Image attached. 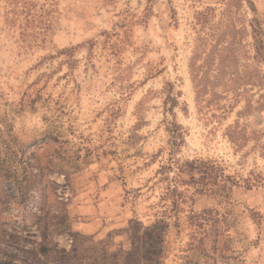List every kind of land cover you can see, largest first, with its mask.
I'll list each match as a JSON object with an SVG mask.
<instances>
[{"label":"rangeland","instance_id":"1","mask_svg":"<svg viewBox=\"0 0 264 264\" xmlns=\"http://www.w3.org/2000/svg\"><path fill=\"white\" fill-rule=\"evenodd\" d=\"M219 1L0 0V264H264V0Z\"/></svg>","mask_w":264,"mask_h":264},{"label":"trees","instance_id":"2","mask_svg":"<svg viewBox=\"0 0 264 264\" xmlns=\"http://www.w3.org/2000/svg\"><path fill=\"white\" fill-rule=\"evenodd\" d=\"M225 1H228V0H220L219 2H218V4H225L224 2ZM235 1V3H237V5H242L243 3H248L249 5H250V1L249 0H234ZM251 6V5H250ZM207 10H209V11H213L214 10V8H210L209 9V7L207 8ZM202 16H203V18H207V16H205L204 14H201ZM243 26H241L240 28H239V32H241V31H243ZM257 53H260V48H258V50H257ZM264 106H261V108H263Z\"/></svg>","mask_w":264,"mask_h":264},{"label":"crops","instance_id":"3","mask_svg":"<svg viewBox=\"0 0 264 264\" xmlns=\"http://www.w3.org/2000/svg\"><path fill=\"white\" fill-rule=\"evenodd\" d=\"M84 209H90V207H83ZM87 225V224H86ZM90 228L86 227L85 229L83 227H80L79 230L84 233L92 232L93 229H91V225H89Z\"/></svg>","mask_w":264,"mask_h":264}]
</instances>
